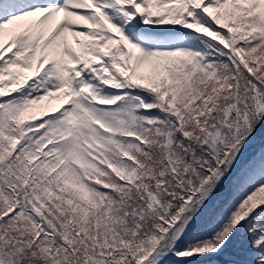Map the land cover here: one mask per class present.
Listing matches in <instances>:
<instances>
[{
  "label": "snow or ice",
  "instance_id": "obj_1",
  "mask_svg": "<svg viewBox=\"0 0 264 264\" xmlns=\"http://www.w3.org/2000/svg\"><path fill=\"white\" fill-rule=\"evenodd\" d=\"M0 264H264V0H0Z\"/></svg>",
  "mask_w": 264,
  "mask_h": 264
}]
</instances>
